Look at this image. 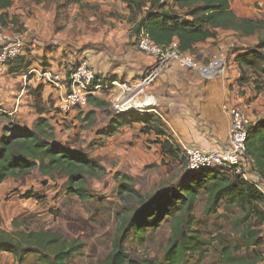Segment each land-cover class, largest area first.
I'll use <instances>...</instances> for the list:
<instances>
[{
  "label": "rangeland",
  "instance_id": "rangeland-1",
  "mask_svg": "<svg viewBox=\"0 0 264 264\" xmlns=\"http://www.w3.org/2000/svg\"><path fill=\"white\" fill-rule=\"evenodd\" d=\"M40 1L47 0H35L34 3L38 5ZM56 1L58 4L56 21L59 18L60 22H65L66 17L62 18L58 14L59 8L73 7L75 3H72L73 0ZM230 4L243 15L245 12L249 15L247 12L250 9L254 19L264 22V0H230ZM45 5L44 3L43 8ZM93 8L96 7L92 5L89 9L87 6V11L81 13L83 16L73 20L76 23V32H79V40L76 38L75 42L81 43L82 46L90 45L92 37L88 32L98 30V28L90 30L89 26L94 23L98 26L96 23L98 16L94 14L96 10L90 11ZM32 15L34 19L35 14ZM89 18L92 21L88 20ZM99 18L102 19V14ZM100 24L108 25L109 28L112 25L110 21L103 20ZM5 31L10 36L16 35L14 30ZM222 34L229 41L228 50L236 52L240 46H245L244 49L253 48L258 36L254 34L244 38L239 34H226L225 31ZM86 54L88 53L80 56ZM87 60L85 57L78 62ZM229 64H232L231 61ZM30 65L38 72L48 70L57 74L56 71L60 70L54 68L51 71L49 63L43 67L37 60ZM255 65L262 67L264 63L255 62ZM228 66L226 64V67ZM230 66L232 70L233 66ZM240 70L237 72L239 76L237 82L230 85L229 92L235 97V104L230 107L244 112L250 124H255L259 120H264V75L246 67ZM242 71H245V74ZM34 76L37 78L36 74ZM32 77L31 75L24 79L22 74L14 75L6 71L3 74V80L0 82V135L7 127L31 129L37 118L36 104L41 102L40 106L45 110L42 116L53 129V143L80 154L97 167L93 173L83 175V190L88 195L87 200L66 193V177L49 180L34 169L24 178H8L0 183L1 227L10 231L13 229L12 221L17 220L24 222L25 226L33 231L55 230L67 238H77L84 244L82 254L73 259L71 264H100L111 250L121 216L137 208L141 200L159 196L166 189H175L186 171V158L182 146L189 145L180 144L174 138V142L179 144L176 145L164 130L167 137L157 138L153 133L144 134L142 123L137 121L116 125L115 131L110 129L116 116H120L114 110L113 103L121 95L120 86L125 83L119 82V87L111 86L108 91L92 97L105 102L106 106L96 108L88 103L83 109L63 114L60 113L53 96L54 92L51 90L43 89L42 86L39 97L33 95L37 84L32 83L34 82L31 80ZM90 112L93 114L90 115ZM152 112L145 107L135 108L131 105V108L122 114H126L128 119L130 114L136 113L153 116L156 119V114ZM156 122L161 127L164 125L158 119ZM166 138H169L173 147L177 149L176 156L162 153L160 143ZM244 163L245 171L251 173L248 160L245 159ZM125 183L132 192L120 196L118 188L120 184ZM26 192L37 194L39 199H24L23 195ZM205 202V198L201 197L194 209L196 229L204 240L203 251L187 256L186 264H223L220 254L222 247L234 246L238 242L237 230L232 224L233 216L237 213L219 209L215 214H207ZM263 236L264 227L261 231V237ZM170 237V222H163L158 228L149 231L143 242L138 243L129 239L124 245L125 252L131 259L161 261ZM0 264L15 263L10 254L0 253ZM24 264H33V260L28 259Z\"/></svg>",
  "mask_w": 264,
  "mask_h": 264
},
{
  "label": "trees",
  "instance_id": "trees-1",
  "mask_svg": "<svg viewBox=\"0 0 264 264\" xmlns=\"http://www.w3.org/2000/svg\"><path fill=\"white\" fill-rule=\"evenodd\" d=\"M80 1L73 0L74 3ZM120 1L129 10L132 34L136 35L140 29H144L156 44L167 47L176 42L180 54L192 57H197L199 44L216 38L217 29H236L247 36L258 34L255 46L237 55L235 62L241 68L253 69L264 75V66L255 65V62L264 63V22L238 18L230 8V0ZM12 3L13 0H0V10L8 9ZM0 25L4 28L7 25L3 14H0ZM22 55L6 65L11 67L10 73L28 72L30 64ZM242 73L245 74V71ZM32 93L39 97L41 87ZM92 97L88 98V103L93 104V107L106 106L105 102ZM40 104H36L37 118L31 129L7 127L2 130L0 183L8 178H24L37 169L49 180L66 177V193L87 200L88 195L83 190V175L93 173L97 166L80 154L53 143V129L43 118L45 110ZM117 115L120 116H116L110 126L113 131L116 125L137 121L142 123L144 134L167 137L156 122L157 117L155 119L136 113L130 114L128 119L126 114ZM160 148L165 155L177 154L169 138L160 143ZM245 159L250 165L251 175L264 184V120L248 126ZM118 191L121 196L131 193L132 189L125 183L120 184ZM201 197L205 198L207 214H215L219 209L237 213L233 216L232 224L237 230L238 242L234 246L222 247L221 263H264V242L261 237L264 195L240 176L214 168L197 171L186 168L175 189H166L159 196L141 200L137 208L121 216L111 250L100 264H186L187 256L202 252L204 247L194 216L195 205ZM23 198L39 199V196L26 192ZM163 222H170L171 237L162 260L131 259L125 252V243L129 239L143 242L147 233ZM12 228L10 231L2 229L0 221V253L10 254L15 264H24L28 259L33 260V264H71L73 259L82 254L84 244L77 238H67L55 230L33 231L17 220L12 221Z\"/></svg>",
  "mask_w": 264,
  "mask_h": 264
},
{
  "label": "crops",
  "instance_id": "crops-1",
  "mask_svg": "<svg viewBox=\"0 0 264 264\" xmlns=\"http://www.w3.org/2000/svg\"><path fill=\"white\" fill-rule=\"evenodd\" d=\"M34 1L13 0L8 9L0 10L7 24L5 29L14 30L15 34L23 39L22 57L27 63L31 64L37 60L43 67L49 63L51 71L54 68L60 69L54 71L64 77L68 68L86 57L91 69L107 83H134L154 67L155 59L137 50L136 35L131 33L132 20L129 10L120 0H81L73 7L62 4L63 7L59 8L58 14L62 18L66 17L65 22H60L59 18L56 21L58 6L56 0L40 1L38 5ZM44 3L45 8H43ZM92 5L96 8L90 11L96 10L94 14L98 16L96 21L98 26L95 23L89 26L90 30L97 28L98 30L88 32L92 37L90 45L82 46L81 43L75 42L76 38L79 40V32H76V23L73 20L80 19L83 16L82 11H87L86 7L89 6L90 9ZM230 8L238 18L254 19L250 9L247 12L249 15L246 12L243 15L233 9L231 4ZM146 9L147 6L144 10ZM32 14L36 16L34 19ZM101 14L102 19L99 18ZM88 20L92 21L91 18ZM101 20L110 21L111 28L108 25H101ZM68 22L71 24L67 25ZM81 24L83 26V23ZM223 31L226 34H239L244 38L251 37L236 29H217L215 39H208L198 45L197 58L202 63L215 59L223 62V68L217 75L207 78L170 63L142 95L132 99V102L147 104L141 108L145 107L156 114L160 123L167 126L165 128L163 125L162 129L172 137L173 142L176 138L180 144L204 150H218L227 145L229 117L224 108L229 109L235 104V97L231 96L229 90L230 85L238 80L237 72L241 71V67L235 62V57L248 49L240 46L237 52L229 51V41L224 38ZM85 53L88 54L80 56ZM230 61L232 64H229ZM226 64L229 66L226 67ZM230 65L233 66L232 70ZM10 70L11 67L8 66L0 68V82L5 71L10 72ZM29 70L36 69L29 65ZM27 74L28 72L22 73L24 79ZM32 76L31 80H34L32 83L37 84L35 90L42 86L43 89L51 90L49 86L40 83L34 75ZM51 91L57 99L59 94ZM261 185V193L264 195L263 182Z\"/></svg>",
  "mask_w": 264,
  "mask_h": 264
},
{
  "label": "built area",
  "instance_id": "built-area-1",
  "mask_svg": "<svg viewBox=\"0 0 264 264\" xmlns=\"http://www.w3.org/2000/svg\"><path fill=\"white\" fill-rule=\"evenodd\" d=\"M23 47L24 41L19 35H8L4 27L0 25V68L21 57ZM136 47L146 56L154 58L156 63L136 82L120 86L121 95L113 103L117 114L129 110L128 104L132 99L142 95L170 63H175L181 69L196 72L207 78L214 77L223 68V62L218 59L202 63L197 57L180 54L177 51L176 42L162 47L156 44L144 29H140L136 34ZM34 74L37 75V80L40 83L49 86L51 90L59 94L56 101L60 113L63 114L85 108L90 96L108 91L111 86L119 87L116 82H105L99 74L91 69L87 61H81L68 68L64 77L48 70L43 72L29 70L25 78ZM224 109L229 117L227 145L218 150H202L198 147L182 146L186 158V168L189 171L218 169L230 175L240 176L262 192L261 181L245 171L244 162L250 120L240 110Z\"/></svg>",
  "mask_w": 264,
  "mask_h": 264
},
{
  "label": "bare ground",
  "instance_id": "bare-ground-1",
  "mask_svg": "<svg viewBox=\"0 0 264 264\" xmlns=\"http://www.w3.org/2000/svg\"><path fill=\"white\" fill-rule=\"evenodd\" d=\"M145 99V98H144ZM146 100V99H145ZM145 102V101H144ZM146 102H148V101H146ZM130 104V105H129ZM128 104V106L131 108V105H133V107H135V108H141L142 106H147V104L146 103H142L141 102V104H139V102H137V101H134V102H130ZM223 244V243H222Z\"/></svg>",
  "mask_w": 264,
  "mask_h": 264
}]
</instances>
